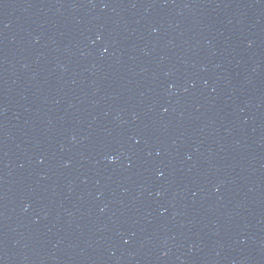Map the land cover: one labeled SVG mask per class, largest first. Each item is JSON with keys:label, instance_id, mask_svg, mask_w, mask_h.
I'll return each instance as SVG.
<instances>
[{"label": "water", "instance_id": "95a60500", "mask_svg": "<svg viewBox=\"0 0 264 264\" xmlns=\"http://www.w3.org/2000/svg\"><path fill=\"white\" fill-rule=\"evenodd\" d=\"M0 264H264V0H0Z\"/></svg>", "mask_w": 264, "mask_h": 264}]
</instances>
